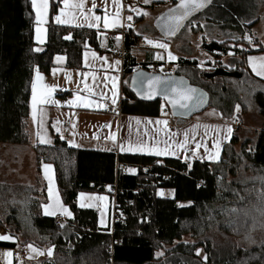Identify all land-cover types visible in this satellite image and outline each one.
Segmentation results:
<instances>
[{"label": "trees", "instance_id": "1", "mask_svg": "<svg viewBox=\"0 0 264 264\" xmlns=\"http://www.w3.org/2000/svg\"><path fill=\"white\" fill-rule=\"evenodd\" d=\"M177 1L171 0L168 7ZM59 6L60 0H49L47 40L44 50L36 52L31 0H0V144L29 142L35 69L48 76L58 56L65 58L68 69H81L87 48L103 52L96 30L52 22ZM211 10L214 14L209 15ZM205 12L208 15L197 17L240 38L203 42L207 59L199 63L179 57L174 73L204 89L210 97L208 108L223 119L242 123L244 113L255 110L262 119L259 128L236 127L217 162L193 160L192 153L181 161L79 149L56 135L51 145L34 144L36 184L0 183V227L13 238L0 241L1 247L52 248L50 258L31 264H264V80L254 76L246 64L248 55L264 52V40L251 33L257 22L243 24L242 14L229 0H214ZM132 35L128 31L124 36L119 111L159 117L165 108L162 101H138L128 90L130 74L147 64L138 63L130 53L136 38ZM230 42L241 49L230 47ZM229 53L240 55L231 67L221 63ZM236 105L240 106L237 115ZM43 163L53 166L61 200L72 213L59 225L57 217L42 212L46 202L40 178ZM199 181L204 184L198 186ZM159 190H172V196H160ZM80 192L110 196L114 213L109 228L98 227L95 209L77 205ZM199 248L205 261L195 255ZM14 264L27 263L15 259Z\"/></svg>", "mask_w": 264, "mask_h": 264}, {"label": "crops", "instance_id": "2", "mask_svg": "<svg viewBox=\"0 0 264 264\" xmlns=\"http://www.w3.org/2000/svg\"><path fill=\"white\" fill-rule=\"evenodd\" d=\"M171 0H149V3L145 4L144 0H136L133 3L126 5L125 0H119L120 2V15L118 17V26L104 28L103 17L107 14L110 19L115 17L117 12L116 4L114 0H95L96 7H92L93 0H84V11L83 13L77 9H65V11L74 12L75 18L71 23L57 24L55 17L60 14V10L65 8L63 0H60V6L56 13L52 16V22L57 25H65L72 27H85L94 29L101 35L100 48L103 50L99 53L97 50L92 48H87L83 52L82 56V68L81 69H68L65 66V58L58 61L57 57L54 59V65L51 68L50 74L45 76L41 74L37 69H35L31 82V92L29 99V133L30 139L27 144L17 145L11 144L10 151L18 154L19 151L32 150L34 144L51 145L53 143L54 136H58L60 139L64 140L69 146L79 149H92V150H102L114 152L116 154H138L147 155L158 158H175L181 161L187 159L189 153H192V159L205 162H217L213 160H208L206 153L204 152V147L196 149V144L207 145L210 151L212 149V144L215 139H220V154L222 147L227 143L234 130L233 119H223L220 114L214 109H206L203 112L194 115L189 120L185 121H173L170 116L166 113L161 114L159 117H149L140 115H129L121 114L119 111V103L121 98V84H122V71L123 65L122 60L117 56V52L120 51L121 41L117 42L116 37L109 39L108 33L110 31H117L123 25L124 21L129 15L132 16V21L135 17L143 16L142 20L138 23L133 21L132 27H128L127 31L132 32L134 37H142L146 40L147 31L145 27L154 26L156 17L162 13L166 8H168V3ZM79 0H70V3H78ZM126 7V8H125ZM146 7H151L150 9ZM32 8V3H31ZM33 10V8H32ZM139 13V14H138ZM147 13V15H144ZM34 14V24H33V41L34 48L39 49L36 52H42L47 40V28L50 20L49 8L48 13L45 17V22L39 25L44 29L43 42L37 40L36 28L38 26L36 20V13ZM84 16H88L89 20H85ZM93 16H99L101 19L96 22L91 19ZM89 23H93L97 26L89 27ZM257 24V23H256ZM79 25V26H77ZM256 25L254 26V28ZM261 28V27H260ZM254 29H252L253 31ZM262 31V32H261ZM261 34L257 38L259 41L264 40V29L259 31ZM153 42L167 43V51L157 47H151L155 49V54L137 52L132 55L135 57L138 63L145 62H170L173 66L174 62L179 57H184L182 54L176 53L172 50L170 42H166L159 37V34H151V37L147 40ZM171 53L176 59L169 60L168 53ZM95 53V56L92 54ZM162 56L163 59H157V56ZM264 57L263 53L251 54L246 57V64L251 71V73L259 79L264 80V78L257 76L248 64V57ZM61 57V56H58ZM119 61L117 64L116 62ZM37 73L43 78L37 79ZM87 74V75H85ZM116 78V88L118 90V95L116 97V104H112V82L113 78ZM36 83L37 95L41 93L44 87L52 89L51 96L48 97L46 103H40L36 105L37 118L33 121V82ZM87 85V87H85ZM67 93V94H66ZM66 94L65 96H61ZM80 96L88 101V106H82L80 102L72 104V101L76 100V97ZM98 104H103V107H97ZM40 110L43 111V132L46 140L50 141L48 143H40L36 135L40 128ZM167 121V125H157L156 121ZM139 121V123H137ZM151 121V123H149ZM239 121V120H238ZM176 127L177 129H175ZM228 127H231L232 132L228 139H222L225 135ZM59 128V131H57ZM216 130H220V136H216ZM173 133L175 135H173ZM187 133V138L186 134ZM112 134H115V142L108 138ZM158 141L157 146L160 149L165 148V141L168 145L172 147L169 149L168 155L156 156L148 152H135V151H121L120 146L123 145L125 148L135 147L138 144H147L148 147H152L154 143ZM179 143H185V148H180ZM27 145V147H24ZM20 146V147H18ZM29 148V149H28ZM175 151V155L171 152ZM195 152V155H193ZM219 154V158H220ZM17 159V157L14 156ZM36 164V163H35ZM30 165V162H29ZM44 165H51L48 163H43L40 165V178L45 184V195L46 202L43 204H55V197L59 198V201L63 204L60 194L57 189V184L55 180L54 169L52 166V171L50 173L52 178V183L49 185V180L45 178ZM34 166H32L33 171ZM37 176V175H36ZM49 186L53 190V200H49ZM84 194V200H81L80 194ZM158 193H163L160 196H167L165 190H159ZM88 197H105L103 201L100 200H89ZM91 204V207H83L95 209L97 211V225L101 229L109 228L112 225V218L114 213L113 201L107 194H95L88 192H80L77 196V205L80 207V203ZM64 205V204H63ZM65 206V205H64ZM99 206V207H98ZM67 207V206H65ZM68 208V207H67ZM82 208V207H80ZM101 210L104 212V225L100 224L101 220ZM44 214V209L42 208ZM47 217H61L63 222L70 218L63 216L60 212L56 215H45ZM0 235H6L5 233H0ZM185 241H188L187 239ZM34 248L43 252V255L32 253L30 249L23 250V256L21 262L31 264L40 261L42 258H50L47 256L46 249H40L34 246ZM23 249V248H22ZM15 249L1 247L0 246V264H11L15 263L13 257ZM11 252V257H5L4 253ZM199 252V255H197ZM195 255L205 261V255L203 251L199 248L195 251Z\"/></svg>", "mask_w": 264, "mask_h": 264}, {"label": "snow or ice", "instance_id": "3", "mask_svg": "<svg viewBox=\"0 0 264 264\" xmlns=\"http://www.w3.org/2000/svg\"><path fill=\"white\" fill-rule=\"evenodd\" d=\"M211 0H180V2L175 6V8L170 9L168 16L165 18V29H166V35H174L178 29H180L183 26V22L188 19L189 16H191L194 12L199 11L200 9L204 8L207 4H209ZM32 3V8L33 11L36 13V20H37V40L39 42H43V35L42 33L44 32V29L40 27L39 25H42L45 22V17L48 13V8H49V0H31ZM114 3L116 4L117 7V12L115 14V17L112 19L109 18V16L106 14L103 17V24L104 28H109V27H117L118 26V17L120 15V2L119 0H114ZM144 3L147 4L149 3V0H144ZM63 4L65 5L64 9L60 10V14L55 17V21L57 24H66V23H71L72 20L75 18L74 12L72 11H65V9H77L80 10L81 13L84 11V0H79L78 3H70V0H63ZM92 7L95 8V0H93ZM139 14V13H138ZM144 15H147V13H144ZM85 20H89L88 16H84ZM92 20L99 22L100 17L99 16H93L91 17ZM127 19L130 21L132 20V16L129 15ZM79 26V25H77ZM89 27L97 26L93 23H89ZM120 27H123V25H119ZM128 27H132V25H128ZM65 39H71V36H66ZM117 42L120 40V37H116ZM245 39H249L248 37H245ZM149 44H152L153 47H157L160 49H164L167 51L168 49V44L167 43H160V42H153L151 40L147 41ZM251 43V40H249ZM36 51H39V49H35ZM230 55L232 53H229ZM95 56V53L92 54ZM157 59H163L162 56H157ZM168 58L169 60H174L176 57H174L170 52L168 53ZM62 57H57V60L60 61L62 60ZM117 64L119 61L116 62ZM248 64L251 67L252 71L257 75L262 78H264V57H248ZM87 75V74H85ZM37 79H43L39 73H37ZM116 78H113L112 82V104H116V97L118 95V90L116 88V83H115ZM148 90L147 92H139L138 95L141 96L142 99H152L158 92V89H160L163 86V94L165 98L169 101V103L172 104L173 108H175L177 105L181 108H186L188 107V102L192 101L195 99V93L197 89L195 88H190L184 85L183 81H180L179 83L173 82L169 84L168 82L162 80L161 77H150L148 78ZM87 87V85H85ZM33 89V121H36L37 118V109L36 105L40 103H46L48 101V97L51 96L52 89L44 87L43 90L39 95H37V90H36V83L35 81L33 82L32 85ZM77 102H80L82 106L87 107L88 106V101L85 100L84 98L77 96L76 100L72 101V104H76ZM103 104H98L97 107H103ZM235 111L238 113L240 111V106L236 105ZM43 111L40 110V128L41 131H38L36 133L39 142L40 143H48L50 141L46 140L44 132H43ZM139 123V121H137ZM151 123V121H149ZM157 125L163 124L167 125V121H156ZM57 131H59V128H57ZM232 129L231 127H228L226 130L225 135L222 137V139H228L229 136L231 135ZM173 135H175L173 133ZM187 138V133L185 134ZM216 136H220V130H216ZM115 142V134H112L110 137H108ZM165 148L160 149L156 143L152 145V147H148L147 144H138L135 147H129L125 148L123 145L120 146L121 151H135V152H148L150 154L156 155V156H161V155H168L169 154V149L172 147L171 145H168V142L165 141ZM220 139H215L212 144V149L214 151H210L207 145L203 144H196V149H199L200 147H204V152L206 153V157L208 160H213V161H218L219 160V154H220ZM178 146L180 148H185V143H179ZM172 155H175V151L171 152ZM193 155H195V152H193ZM191 165H189V168ZM44 170H45V178L49 180V185L52 183V178H51V171H52V166L51 165H44ZM129 172H135V169H128ZM49 192V200H53V190L51 186H49L48 189ZM163 194V193H159ZM81 200H84V194H80ZM89 200H100L103 201L106 198L105 197H88ZM91 204H85V203H80V207H91ZM44 209V215H56L57 212H60L63 216L67 218L72 217L71 211L65 207L60 201L58 197H55V204H45L41 206ZM99 207V206H98ZM104 212L101 210V220L100 224L104 225ZM13 238L9 235H0V241H11ZM28 248L32 253H36L39 255H43L44 253L41 252L40 250L34 248L32 245H28ZM47 254L49 256L52 255V250L48 249ZM197 255H199V252H197ZM5 257H11L12 253L11 252H6L4 253ZM206 259V258H205ZM8 264H11V261H8Z\"/></svg>", "mask_w": 264, "mask_h": 264}, {"label": "rangeland", "instance_id": "4", "mask_svg": "<svg viewBox=\"0 0 264 264\" xmlns=\"http://www.w3.org/2000/svg\"><path fill=\"white\" fill-rule=\"evenodd\" d=\"M229 3L234 8H236L239 13L242 14L243 24L249 25L252 22H257V24H255L256 27H252V29L254 30L251 31V33L253 36L258 37L261 34L259 31L264 29V0H229ZM213 11L214 10H211L207 13H210L209 15H212L214 14ZM207 13L205 12L204 14L203 12L200 15H208ZM219 13L220 12L216 14L218 15ZM198 17H195L191 21H189L177 36L169 39V42L171 43L169 47H171L174 52L182 54V56L191 60H198L199 63H202L207 59V56L202 50L203 42H210L213 40L222 42L226 39H230L233 41L236 38H240V35L238 34H230L229 32H227V28L225 29L221 28L220 26L218 28L216 26H211L208 24L210 22L206 23L204 22L203 18ZM145 30L148 34L145 35L146 41H148L147 39L151 37V34L158 33L154 26L147 25L145 27ZM159 37L161 36L159 35ZM230 45V47H236L235 49H241V46L236 43L230 42ZM239 58L240 55L232 53L231 55L229 54L228 57L221 58V63L231 67L234 64L233 61ZM168 63L171 64L170 62ZM173 67L174 69H176V66ZM235 114H240V111L238 113L235 111ZM241 120L242 123L240 122V125L242 126V128L256 130L259 128L262 119L256 115L255 110H250L249 112L244 113V115L241 117ZM9 145L11 144H0V183H23L27 185H35L37 177L35 171V157L33 152H31L30 150H26L19 151L18 154H15L13 151H10L11 146ZM24 147H27V145H25ZM14 156L17 157V159L14 158ZM32 166H34L33 171ZM165 193L167 194V196H172V190H165ZM28 245L31 244L20 246L18 250L25 251L29 249ZM48 249L52 250V248L49 247L46 249V253ZM17 260L21 261L22 257H19Z\"/></svg>", "mask_w": 264, "mask_h": 264}, {"label": "water", "instance_id": "5", "mask_svg": "<svg viewBox=\"0 0 264 264\" xmlns=\"http://www.w3.org/2000/svg\"><path fill=\"white\" fill-rule=\"evenodd\" d=\"M179 2L180 0H178L175 4L166 8L155 19L154 27L156 28L158 34L164 39H171L177 36L189 21H191L193 18L199 16L201 13L205 12L208 8H210L214 0H211V2L207 4L204 8L194 12L191 16H189L188 19L183 22V26L180 29H178L174 35L171 36L166 35L165 18L168 16L170 9L175 8V6ZM245 37L249 38L247 40H251L248 34H246ZM150 77H161L162 80L168 82L169 84L173 82L179 83L180 81H183L185 86L197 89L195 93V99L188 102V107L186 108H181L179 107V105L173 108L172 104L169 103V101L165 98L163 94L164 91L163 86L160 89H158L157 94L152 99H142L141 96L138 95V93L147 92L148 90L147 81L148 78ZM127 86H128V90L133 94L135 99L138 101H143V102H153L155 100L162 101L165 107L168 109L169 116L172 119H176V120H181V121L189 120L194 115L199 114L204 110H206L209 106L210 97L209 94L204 89L200 88L197 85L191 84L187 78L175 73L169 75H162L160 73H149L147 70L142 68L137 69L133 71L128 77Z\"/></svg>", "mask_w": 264, "mask_h": 264}, {"label": "built area", "instance_id": "6", "mask_svg": "<svg viewBox=\"0 0 264 264\" xmlns=\"http://www.w3.org/2000/svg\"><path fill=\"white\" fill-rule=\"evenodd\" d=\"M126 1V5L130 4V3H133L135 2L136 0H125ZM126 8V7H125ZM133 25V21L132 20H128L126 19L123 23V27H121L119 30L117 31H110L108 33V36L110 38H115V37H120V41H121V44H120V51L117 52V56L123 61V55H124V36L125 34L128 32L127 29H128V25ZM133 44L130 46V53H135V52H143V53H150V54H155L156 51L155 49H153L151 47V45L142 37H136V38H133ZM145 70H147L149 73H160L162 75H169V74H172L174 73V67L172 64H169L168 62H161V63H158V62H149L146 64V68ZM164 113H168V109L165 107L164 108ZM240 125L239 121L238 120H234L233 121V127L234 129L236 127H238ZM175 129H177L176 127H174ZM121 169H123V167H121ZM182 175H185L184 171L180 172ZM168 179L171 177V176H166ZM203 181H199L198 182V186H201L203 185ZM110 189L114 191V185H111L110 186ZM63 220L61 217H57L56 218V224L59 225L60 223H62ZM0 233H5V228L4 227H0ZM117 246L120 245V242L117 241L115 243ZM23 251L22 250H14L13 252V257L14 258H19V257H22L23 256Z\"/></svg>", "mask_w": 264, "mask_h": 264}]
</instances>
